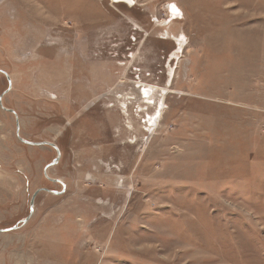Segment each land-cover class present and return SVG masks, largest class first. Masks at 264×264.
I'll return each mask as SVG.
<instances>
[{
	"label": "rangeland",
	"instance_id": "obj_1",
	"mask_svg": "<svg viewBox=\"0 0 264 264\" xmlns=\"http://www.w3.org/2000/svg\"><path fill=\"white\" fill-rule=\"evenodd\" d=\"M0 264H264V0H0Z\"/></svg>",
	"mask_w": 264,
	"mask_h": 264
},
{
	"label": "water",
	"instance_id": "obj_2",
	"mask_svg": "<svg viewBox=\"0 0 264 264\" xmlns=\"http://www.w3.org/2000/svg\"><path fill=\"white\" fill-rule=\"evenodd\" d=\"M110 1H112V2H114V3H119V2L131 3V2H133L134 0H110ZM2 72L6 75V77H7V79H8V82H9V88H8V90H7V91H6V92L0 97V104H1V107H2L3 109L12 112V113L16 116V120H17V135H18L19 139H20L23 143L28 144V145H32V146H43V145L52 146V147L56 150V152H57V157L54 159V161H53L50 165L47 166V169H48L49 167L55 166L56 164H58V162H59L60 159H61V150H60V148H59L56 144L49 143V142H41V143L30 142V141H27V140L23 139V138L20 136V129H21V128H20L19 117H18L17 113H16L14 110H9V109L5 108V106H4V104H3V97H4V96L7 94V92H9V91L11 90V88H12V81H11V79H10L8 73H6V72H4V71H2ZM45 174H46L47 178H49L51 181H53V182H55V183H59V184H61V185L63 186V191H61V192H57V191H51V190H48V189H39V190H37V191L34 193V195H33V197H32V200H31L30 214H29V216H28L25 220L21 221L20 223H18L17 225H15V226H13V227H11V228L0 229V234H2V233H9V232L16 231V230L20 229L23 225H25V224H26V223L32 218V216H33V214H34V210H35V201H36V198H37V196H38L39 193H41V192H43V191H45V192H49V193H53V194H57V195H61V194L64 193V191H65V189H66V185L63 183V181L60 180V179H52V178H50V177L48 176V174H47V170L45 171Z\"/></svg>",
	"mask_w": 264,
	"mask_h": 264
},
{
	"label": "crops",
	"instance_id": "obj_3",
	"mask_svg": "<svg viewBox=\"0 0 264 264\" xmlns=\"http://www.w3.org/2000/svg\"><path fill=\"white\" fill-rule=\"evenodd\" d=\"M0 168H1V166H0Z\"/></svg>",
	"mask_w": 264,
	"mask_h": 264
}]
</instances>
